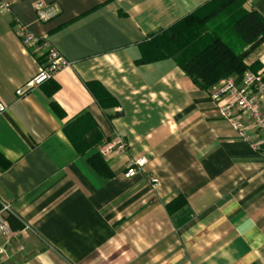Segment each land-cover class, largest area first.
I'll list each match as a JSON object with an SVG mask.
<instances>
[{"label": "crops", "instance_id": "0c3cea01", "mask_svg": "<svg viewBox=\"0 0 264 264\" xmlns=\"http://www.w3.org/2000/svg\"><path fill=\"white\" fill-rule=\"evenodd\" d=\"M5 1L0 205L24 226L0 235V264H264V160L175 60L136 62L140 43L209 0H41L58 8L46 21L39 0ZM242 7L264 15V0ZM21 26L69 64L30 84L46 55ZM244 63L264 65V43Z\"/></svg>", "mask_w": 264, "mask_h": 264}, {"label": "trees", "instance_id": "16d2710c", "mask_svg": "<svg viewBox=\"0 0 264 264\" xmlns=\"http://www.w3.org/2000/svg\"><path fill=\"white\" fill-rule=\"evenodd\" d=\"M242 4L243 0L207 1L166 30L140 43V57L136 62L172 58L202 89L210 88L229 75L240 76L247 68L245 58L264 43V15L256 10H244ZM242 22L246 28L239 31ZM106 98L110 97H97V101L101 106L110 104ZM89 159L98 172L105 167L99 153ZM0 164H7L1 155ZM178 202H184L182 196L173 204ZM6 221L12 231L24 226L13 213L6 216Z\"/></svg>", "mask_w": 264, "mask_h": 264}, {"label": "built area", "instance_id": "2783aa9c", "mask_svg": "<svg viewBox=\"0 0 264 264\" xmlns=\"http://www.w3.org/2000/svg\"><path fill=\"white\" fill-rule=\"evenodd\" d=\"M9 9V3L0 0V10ZM37 18L46 21L58 13V8L52 3L41 0L35 3ZM19 37L23 45L44 50L46 60L40 64L36 74L30 80V84L40 83L53 76V74L68 63L67 59L53 46L46 37L30 32L25 26H21ZM209 95L216 104V111L236 131L238 137L246 142L250 148L264 160V65L257 71L245 69L239 76L229 75L220 79L209 88ZM6 109L0 102V114ZM126 144L123 141L117 143V149L123 151ZM146 158L139 157L129 160L123 175L132 177L140 171ZM147 180L153 188L159 183L157 176L147 175ZM12 213L6 203L0 205V235L8 236L11 230L6 221V215ZM9 240L0 244V256L6 253Z\"/></svg>", "mask_w": 264, "mask_h": 264}, {"label": "rangeland", "instance_id": "374dc122", "mask_svg": "<svg viewBox=\"0 0 264 264\" xmlns=\"http://www.w3.org/2000/svg\"><path fill=\"white\" fill-rule=\"evenodd\" d=\"M236 5H237V3H235ZM244 9V8H243ZM245 10V9H244ZM221 20V19H220ZM245 23V22H244ZM243 22L242 23H240V25H239V28H238V30L239 31H244V29L246 28V25L244 24ZM0 242H1V239H0ZM0 259H1V256H0Z\"/></svg>", "mask_w": 264, "mask_h": 264}]
</instances>
